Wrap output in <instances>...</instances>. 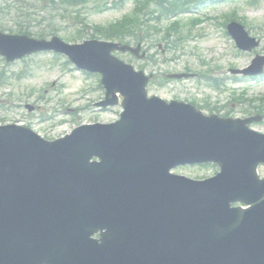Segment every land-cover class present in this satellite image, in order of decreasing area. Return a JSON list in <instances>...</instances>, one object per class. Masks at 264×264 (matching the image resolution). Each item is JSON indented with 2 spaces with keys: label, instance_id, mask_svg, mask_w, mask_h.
Here are the masks:
<instances>
[{
  "label": "water",
  "instance_id": "water-1",
  "mask_svg": "<svg viewBox=\"0 0 264 264\" xmlns=\"http://www.w3.org/2000/svg\"><path fill=\"white\" fill-rule=\"evenodd\" d=\"M229 31L240 48L256 47L241 26ZM45 50L103 74L102 105H115L120 92L125 112L117 124L52 143L0 127V264H264V180L256 174L264 138L240 122L148 100L143 73L111 56L140 48L0 34L9 61ZM209 162L222 172L205 182L169 174ZM236 201L253 208L231 209Z\"/></svg>",
  "mask_w": 264,
  "mask_h": 264
},
{
  "label": "rangeland",
  "instance_id": "rangeland-1",
  "mask_svg": "<svg viewBox=\"0 0 264 264\" xmlns=\"http://www.w3.org/2000/svg\"><path fill=\"white\" fill-rule=\"evenodd\" d=\"M12 1L1 0V3L6 6L7 10L11 8L13 14L15 5ZM247 3V0L219 2L213 5L200 6L202 8L197 13L201 16L220 18L218 22L223 21L221 14H231L232 12H236L239 17L245 18L248 26L253 29L250 31L252 36L262 39L261 47L253 53L238 51L231 37L225 35L223 28L217 27L214 21H206L195 27L194 30V34L202 32L199 33L202 34V37L198 40L190 38L184 43L183 48L179 47L169 51L166 42L158 41L144 44V50L151 57L150 60L140 61L131 54H116V56L138 70L144 66L145 73L157 75L159 81L163 79V75L166 73L180 72L185 68L200 74L212 68L215 69L214 74L218 73L221 78L230 79L229 70L231 68H245L256 54L264 53V1H261L258 6H249ZM91 4L90 9H88L90 26H106L122 19L125 15L132 16L135 8V3L132 0H128L115 9H112V0H91ZM106 6L110 9H106ZM33 14L43 16V13L37 11H33ZM12 17L0 19V24L3 23L10 29L15 28V21ZM183 18L186 20L188 17L184 16ZM65 27V25L61 27L62 31L58 35L61 38L68 33ZM88 33L91 34V32ZM151 36L154 41L162 39L161 25L159 32L153 30ZM160 43L163 44L161 50H164V54H161L162 52L158 48ZM216 47L221 51L219 57H216L214 53ZM219 50L218 54H220ZM66 63L67 58L63 56L55 58L52 53L37 55L13 64L6 63L0 57V75L4 73L5 76L10 77L8 83L0 87V124L3 122L20 123L32 128L47 139H56L70 133L79 124H88L94 121L103 123L115 121L120 109L102 113L93 110L94 102L104 97V91L100 85L101 77L79 72L71 63L68 65L70 69L67 70ZM27 73L29 75L24 77ZM19 75L22 78L17 79ZM53 84L55 85L53 86ZM189 85L188 82L183 84L172 83L167 84L166 87L157 88L156 82H154V84L150 83L149 90L150 94H157L170 99L180 96L179 87L184 89L190 87ZM235 86L237 88L246 87L247 90L253 91L250 95L264 96V82L258 84L247 82ZM196 94H209L214 98L219 97V95H215L205 88L196 89ZM180 97L186 98L185 95ZM246 98L255 97L248 96ZM28 105L39 110L30 113L27 109ZM227 111L237 116L242 110L237 106H231ZM255 129L264 132V125L257 126ZM215 172L216 169L212 167L179 168L175 171L177 174L194 179L209 177ZM260 174L264 176V169L260 170Z\"/></svg>",
  "mask_w": 264,
  "mask_h": 264
},
{
  "label": "trees",
  "instance_id": "trees-1",
  "mask_svg": "<svg viewBox=\"0 0 264 264\" xmlns=\"http://www.w3.org/2000/svg\"><path fill=\"white\" fill-rule=\"evenodd\" d=\"M27 0H18L22 6H25ZM28 0V4L29 5ZM85 0H41V8L46 10L45 12L51 16L54 14H58V12H62V17L67 18L69 28H73L75 30L74 35L70 38L71 40L80 39L85 37L86 29H89L86 24V19L82 14L77 12L78 7L81 3H85ZM145 4L147 0L144 1ZM165 0H156L155 5L157 7L164 8L167 7V11H172L178 7V3H169ZM59 15V14H58ZM148 19V18H147ZM56 20V17L54 18ZM53 20V21H54ZM151 18L148 20H143L142 17L136 16L134 18H125L122 22L117 24H111L108 27H97L93 28L95 31V35L102 37L107 40H119L126 41L128 38L136 39L137 41H141L139 33L143 32V26L146 27L150 22ZM80 26H83L82 28ZM54 27V26H52ZM79 27V28H78ZM58 30L52 28L48 33L41 31L36 35L38 37H46L51 35H55ZM19 33H30L28 30L19 29ZM172 35L171 30L168 29L165 33V39H169Z\"/></svg>",
  "mask_w": 264,
  "mask_h": 264
},
{
  "label": "flooded vegetation",
  "instance_id": "flooded-vegetation-1",
  "mask_svg": "<svg viewBox=\"0 0 264 264\" xmlns=\"http://www.w3.org/2000/svg\"><path fill=\"white\" fill-rule=\"evenodd\" d=\"M212 109L216 110V109H219V107H216V106H210Z\"/></svg>",
  "mask_w": 264,
  "mask_h": 264
}]
</instances>
